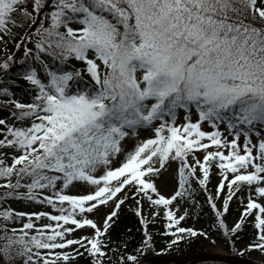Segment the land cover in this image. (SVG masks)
I'll return each mask as SVG.
<instances>
[{"label": "snow or ice", "instance_id": "6c2138e0", "mask_svg": "<svg viewBox=\"0 0 264 264\" xmlns=\"http://www.w3.org/2000/svg\"><path fill=\"white\" fill-rule=\"evenodd\" d=\"M17 15L36 27L16 41L19 60L9 54L0 62L6 75L15 63L11 75L28 85L20 93L28 102L0 87V109L9 114L0 118L5 260L14 253L23 264H75L87 253L90 264H103L127 202L144 229L142 249L153 246L145 201L152 223L163 211L169 247L208 238L181 226L187 208L176 215L185 202L194 218L202 210L193 181L214 215L212 229L230 240L252 223L249 249L264 251V0H0V33L16 35L12 28L24 26ZM69 58L83 62L89 82L81 69L65 70ZM170 168L178 187L166 198L156 180ZM234 197L243 209L229 228L222 217ZM16 201L52 211L3 206Z\"/></svg>", "mask_w": 264, "mask_h": 264}, {"label": "trees", "instance_id": "16d2710c", "mask_svg": "<svg viewBox=\"0 0 264 264\" xmlns=\"http://www.w3.org/2000/svg\"><path fill=\"white\" fill-rule=\"evenodd\" d=\"M15 19L25 25L22 16L17 15L15 16ZM9 26L11 27V25ZM16 31H19V27L12 28L13 33H15ZM9 38L13 39V37ZM5 53L8 54L9 52ZM42 58H45L46 62L49 63H60V60L52 61L51 57H44L43 54ZM16 67L18 66L15 63H12L9 68V74H4V71L0 73V87L8 86L10 90L13 91L15 98L21 99L23 102H28L27 96L20 94L23 89H26L28 87L27 83L22 78H19L15 75H11V73ZM64 68L65 70L79 68L81 69V75L83 76L84 81H90V77L84 71L83 63H79L73 60L72 58H69L64 62ZM7 80H15L16 84L6 85L5 82ZM0 99H6V97L0 96ZM8 115L9 114L6 110L0 109V118H3ZM261 131L262 133H264V129H261ZM213 173H210V181L212 178H215V175ZM193 187L197 188V191L194 193V195L196 200H198L200 205L202 206V210L200 211L199 215L195 218L193 217V212H191V215L193 219H196L198 222H204L206 224V231L208 232V238H210L209 242H205L207 238H205L204 236L198 239H190L188 237H185L180 242L173 244L171 247H169L168 242L172 240L173 237L162 234L165 231V219L163 216V211L161 210L159 212L158 217L155 218V223H152L151 221L153 220V218L151 217L150 213L153 211V209L149 207L148 203L145 201L142 205V213L148 217L149 223L147 224V229L152 235L153 246L151 248L142 249L141 241L144 229L139 224V218L135 216L133 211L130 210L131 202H127L125 206H123L118 222L116 223V225L113 226L109 233L110 240L108 242V247L104 249L106 255L104 258H102L103 264H151L153 259L157 256H170L175 258L185 257L191 254L205 252L207 251L206 249L212 246L213 244L222 245V248L228 253L243 257L242 254L236 253V246L239 244H245L249 246L253 243V241L256 239V230L253 224L244 223L242 229L237 232L234 236H232L230 240L225 238L220 231L211 228V225L214 221V215L212 214L208 205L205 203L206 197L204 195L203 190L198 189L197 185L195 184V181H193ZM208 189L209 191L213 192L212 190H210V186H208ZM177 199L180 198L178 197ZM4 207H6V205ZM191 207L193 208L192 205ZM242 209L243 205L241 204L240 200L234 197V199L230 201L228 211L225 213V216L222 217L225 220L227 227L231 228L234 225L231 221L234 217H240ZM205 213H207V215H205ZM176 215L178 216L177 212ZM3 222L4 221L0 220V223ZM181 226L187 228V225L183 221H181ZM14 227H18V225H14ZM77 232V235L83 234L80 232V230H77ZM254 250L256 252L264 253V251L258 250L256 248H254ZM129 254L136 256L135 262L127 260V255ZM90 261L91 258L88 257L87 253H85L84 256L77 257L75 264H90ZM9 264H23V262L18 261V258L16 259L15 257ZM198 264L226 263L217 261H204Z\"/></svg>", "mask_w": 264, "mask_h": 264}, {"label": "rangeland", "instance_id": "374dc122", "mask_svg": "<svg viewBox=\"0 0 264 264\" xmlns=\"http://www.w3.org/2000/svg\"><path fill=\"white\" fill-rule=\"evenodd\" d=\"M28 23L29 22L24 21L25 25L23 27H19V31L15 32L16 35L13 37V39L9 38L8 36L3 35L2 33H0V62H3L9 54H12L14 56L15 60H19L21 58V56L23 55V51H22V49H17L15 44H16V41H19L20 36L25 33L26 29L28 31H34V28L36 27V25H33L32 28H28ZM38 23H39V21H37V24ZM73 26L75 27L76 25H73ZM33 39H38V37H33ZM21 43H23V42L21 41ZM27 46L29 48H34V45L31 41L28 42ZM5 52H9V53L6 54ZM90 57H91V54H90ZM72 59L75 60L74 58H72ZM75 61H77V60H75ZM77 62L83 63L82 61H77ZM1 72H3V69H0V73ZM190 119L193 122H195L198 119V114L195 112L194 109L192 110ZM183 122H184V114H183V111L180 110L178 112L177 123L181 124ZM219 127H220L221 131L223 132V134L228 137V139L232 138L228 134V131H227L226 126L224 124H220ZM202 129L205 131L211 130L210 126L207 124L206 121L202 122ZM142 135L146 138L148 134L144 133ZM251 139H252L253 143H255L257 138L255 135H252ZM239 143H241V144L243 143V136L242 135L239 138ZM128 146L131 147L132 144L129 143ZM10 159H11V157L9 156L8 162H10ZM218 181H219V177L216 175L215 178H212L211 181L209 182L208 186H210V190H212L213 192L215 191V187L218 184ZM156 183H157V187L160 189L161 193L166 196V198L168 196H170L175 191L176 187H178L177 181L172 176V169L171 168L168 169V171H164L162 176L156 180ZM1 191H3V189H0V192ZM21 191H24V189H21ZM224 191H226V189ZM238 195L240 196V195H244V194L238 193ZM179 201L180 200H177L175 203H173L171 208L175 209L176 205L179 203ZM218 203H219V201H218ZM245 203H246V199H245ZM5 205H6V207L11 206L13 209H15L17 211H25V212L52 211L50 208H47V207L40 205V204H30L29 205V204H25L24 202H19V201L13 202L10 205H8V204H5ZM5 205H3V206H5ZM185 208L188 209V214H187L185 220H183V222L187 225V227H192L195 230H205L206 231V224L204 222H198L196 219L192 218V215H191L192 214L191 213L192 207H191V205H189L187 203L180 204V207L178 209H176L178 216L184 213ZM189 212H190V214H189ZM239 218L240 217H237V218L234 217L231 222L233 224H235V222L238 221ZM97 219H98V217H97ZM252 219H254L252 216L248 217V220H252ZM46 222H47L46 220L40 221V223H46ZM248 224H252V223H248ZM14 225H18V227H19V224L9 223V225H8L9 229L14 227ZM0 231H2V230H0ZM77 233L78 232H76L74 235H77ZM200 237H202V236L197 235L195 238H190V239H198ZM209 239L210 238H207L205 240V242H209ZM5 241H6V237L4 239H0V248L4 247ZM206 250L213 252V253L228 254V252L222 248V245H219V244H213L212 246L208 247ZM236 250H237L236 253L242 254L243 257L248 259V260L264 263V253L263 252H256L254 250V248L249 249L248 245L239 244L236 246ZM13 257L15 258L14 253H13ZM12 260H5L3 254H0V264H9ZM18 261L23 262V258L22 257L18 258Z\"/></svg>", "mask_w": 264, "mask_h": 264}, {"label": "water", "instance_id": "95a60500", "mask_svg": "<svg viewBox=\"0 0 264 264\" xmlns=\"http://www.w3.org/2000/svg\"><path fill=\"white\" fill-rule=\"evenodd\" d=\"M168 259L174 264H198L204 261H217L226 264H258L243 257L221 253H213L208 251L199 252L180 258L168 257ZM152 264H155V260Z\"/></svg>", "mask_w": 264, "mask_h": 264}, {"label": "bare ground", "instance_id": "6f19581e", "mask_svg": "<svg viewBox=\"0 0 264 264\" xmlns=\"http://www.w3.org/2000/svg\"><path fill=\"white\" fill-rule=\"evenodd\" d=\"M168 257L170 256H158V258L155 260V264H174L173 262L169 261Z\"/></svg>", "mask_w": 264, "mask_h": 264}]
</instances>
